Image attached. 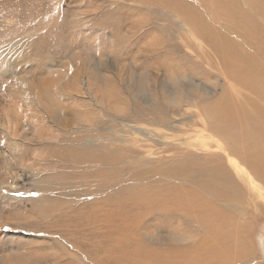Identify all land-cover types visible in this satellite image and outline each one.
I'll return each instance as SVG.
<instances>
[{"label": "rangeland", "instance_id": "rangeland-1", "mask_svg": "<svg viewBox=\"0 0 264 264\" xmlns=\"http://www.w3.org/2000/svg\"><path fill=\"white\" fill-rule=\"evenodd\" d=\"M171 1L0 0V264H114L113 256L119 257L121 237L135 220L132 213L102 220L86 212L56 217L49 211L62 198L72 204L91 199L83 187L60 194L57 188L69 173L49 167L51 151L65 147L61 136L84 134L85 115L99 120L92 134L101 143L106 135L116 136L112 129L120 132L119 120L132 116L135 121L139 115L133 110L138 108L158 104L194 114L185 106L188 101L206 104L223 96L241 101L242 91L222 76L223 63L208 43L194 36L182 15L175 16ZM237 1L248 11L245 0ZM181 2L183 8L203 12V3ZM203 16L212 20L209 13ZM223 29L237 39L233 29ZM139 123L163 134L173 132L171 125ZM113 143L115 151L122 149V143ZM141 144L142 158L133 164L144 172L156 171V176L181 155L206 154L172 139ZM236 179L245 193L239 215L247 219L236 221L243 227L238 234L246 256L229 264H264V195ZM252 203L259 205L257 210ZM124 218L129 222L123 223ZM136 220L142 227L129 238L132 243L122 246L129 252L137 248V240L148 251L199 240L193 223L179 225L176 219L174 226L164 228L156 217Z\"/></svg>", "mask_w": 264, "mask_h": 264}, {"label": "bare ground", "instance_id": "bare-ground-1", "mask_svg": "<svg viewBox=\"0 0 264 264\" xmlns=\"http://www.w3.org/2000/svg\"><path fill=\"white\" fill-rule=\"evenodd\" d=\"M181 1L169 3L173 4V13L176 17L182 15L194 36L211 46L224 65L222 76L242 91L238 96L241 101L234 103L229 96L206 104L188 101L185 106L192 107L194 114L189 109L173 111L158 104L151 109L138 108L133 110L139 115L135 121L132 116L119 120L120 132L112 129L116 136L106 135L101 143L92 134L98 129L99 120L96 115H85L83 122L88 128H84V134H74L70 139L61 136L60 143L65 147L53 149L49 155L52 170L63 168L69 173L67 182L57 188L60 194L68 187H83L91 196V201L73 204L63 198L59 201V197V203L49 209L53 216L73 213L82 216L86 212L91 218L111 220L117 214L123 217L132 213L135 218L132 222L124 218L123 223L129 222L130 230L121 237L119 257L112 258L114 264H229L244 260L246 248L238 234L243 227L236 217L246 218L244 213L239 215L245 193L236 177L264 195V0H245L246 12L237 0H196L203 3L201 10L210 14L209 22L203 12L194 11L193 6L183 8ZM225 25L237 33V39L225 35L222 31ZM176 116L182 120H175ZM139 122L171 125L173 132L163 134ZM154 139H172L175 144L206 154L186 153L157 170L158 176L152 175L156 171L144 172L133 161L142 158L141 143ZM114 141L123 144L121 150L115 151ZM123 158L128 159L122 161ZM112 190H116L115 194ZM258 207L253 204L256 210ZM138 217H156L164 228L174 226L176 219L179 225L184 221L193 223L195 230L200 231L199 240L187 246L154 251L146 250L137 240V248L129 252L122 246L132 243L129 238L142 227L137 223Z\"/></svg>", "mask_w": 264, "mask_h": 264}]
</instances>
